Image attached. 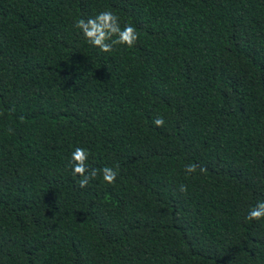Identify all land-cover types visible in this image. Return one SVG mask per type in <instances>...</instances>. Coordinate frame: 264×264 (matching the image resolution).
I'll list each match as a JSON object with an SVG mask.
<instances>
[{"label": "trees", "instance_id": "trees-1", "mask_svg": "<svg viewBox=\"0 0 264 264\" xmlns=\"http://www.w3.org/2000/svg\"><path fill=\"white\" fill-rule=\"evenodd\" d=\"M103 10L133 47L74 27ZM261 201L264 0H0V264H264Z\"/></svg>", "mask_w": 264, "mask_h": 264}, {"label": "clouds", "instance_id": "clouds-1", "mask_svg": "<svg viewBox=\"0 0 264 264\" xmlns=\"http://www.w3.org/2000/svg\"><path fill=\"white\" fill-rule=\"evenodd\" d=\"M74 27L82 33L83 37L91 46L99 49L100 52L109 53L118 45H126L133 47L139 40V33L131 24H125L121 27V19L110 10H103L95 16L87 19L80 18L75 21ZM153 123L156 127L164 126V119L157 117ZM9 132L13 129L9 128ZM89 151L81 146H76L70 156V165L74 176H79L77 184L80 188H86L91 180L98 175H102V179L107 184H115L118 171L112 167L105 166L102 169H89L88 167ZM199 168L200 172H206L207 169L197 164H188L185 171L188 174L195 173ZM181 191L186 192L187 187L181 185ZM248 221L264 220V201L257 203L250 208L246 216Z\"/></svg>", "mask_w": 264, "mask_h": 264}]
</instances>
